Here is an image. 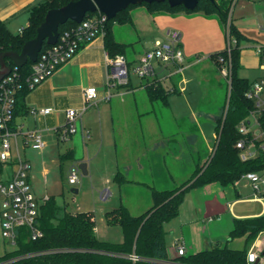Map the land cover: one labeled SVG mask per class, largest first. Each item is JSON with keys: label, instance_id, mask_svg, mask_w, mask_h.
I'll list each match as a JSON object with an SVG mask.
<instances>
[{"label": "crops", "instance_id": "1", "mask_svg": "<svg viewBox=\"0 0 264 264\" xmlns=\"http://www.w3.org/2000/svg\"><path fill=\"white\" fill-rule=\"evenodd\" d=\"M41 1L0 0V20L11 31L19 32L21 28L29 24L30 9ZM251 1L246 0L240 4L236 14H234L237 9V6L234 8L235 3L231 10L233 22L247 36V40L242 42L244 46L240 51V68L250 70L248 75H252V78L245 75L240 76L247 78L249 82L264 77V67L261 66L260 56L256 51L257 46L264 45L255 40L254 34H252L256 27V21H259V16L255 9L250 7L252 6ZM247 9H252L251 13H253L248 17H246ZM128 13L132 22L118 24L132 26L134 34L131 38L119 37L112 26L115 39L127 44L124 54L121 55L129 61L128 47H131L135 54L132 59L139 63L145 51L151 49L157 40L168 39V32L175 30L181 35L180 47L184 51V59L181 63L183 69L179 71L176 64H162L154 60V75L141 77L136 72L137 79L130 76V82L127 85H109L106 81V66L108 57L111 55L105 46V36H98L82 45L73 58L62 64L38 86L30 90L23 98L25 108L15 116V120L24 129L41 130L46 141L42 150L31 148L29 151L34 152L32 155L24 153L31 163L30 182L37 200L41 197L45 200L54 195L48 192L52 171L45 166L44 156L53 152L50 137L56 136L57 143L64 142L59 139L57 129L64 125L66 111L69 108L83 112L76 123V132L67 141L69 143L67 150L60 155L61 160H71V165L86 162L89 173L93 158L92 150L96 152V156H102L105 153L110 156L112 152L113 159L108 163L110 170L108 174H114L115 178L118 172H122L130 180L120 185L115 179L120 194L137 192L148 193V195L151 193L152 195L155 189L174 187L179 175L175 176L172 173L170 168L173 166L168 164V160L170 154L178 160L182 156V142L174 136L177 133L184 134L185 142L192 145V149L198 153L199 159H204L203 162L208 156L202 154L201 151L203 149L211 151L214 147L215 143L208 146L203 137L200 123L204 119L216 121L221 111L203 109L201 105L195 107L193 102L197 99L201 101L202 96L195 92L198 87L204 85L203 82L206 85L210 83L215 87V82L212 83L214 76L210 77L209 75H213L215 69L220 70V68L212 55L229 45V35L220 18L216 14L207 15L199 11L192 13L151 11L145 5L133 6ZM251 21L252 23H250ZM260 35L264 36V32ZM141 44L144 50H137ZM185 72L188 75L184 76ZM201 77H205V79ZM154 82L162 86L165 98L151 96L149 87ZM89 86L97 87L98 97L94 103L84 109V92ZM182 87L184 90H181ZM186 91H189L188 94L185 93ZM176 93L185 94L176 95ZM183 102L184 107H188L186 111L182 109ZM45 107H52L53 111L48 114L33 112V110ZM170 127H177L178 130L174 131ZM92 132H96L95 144L91 136ZM87 138L91 139L90 142H87ZM200 161L203 163L202 160ZM191 174V172H185L184 175L189 176H185L186 178L182 182L188 179ZM42 177L46 184L44 189L34 184ZM106 179L108 181V178ZM239 180L233 185L236 186ZM74 191L78 190L74 189ZM102 191H108L109 196L111 195V190L108 188ZM194 191L211 194V197L207 196L208 200L204 199L200 207L198 206L199 213L194 218L195 221H202L203 224L198 222L191 226L195 229L198 225V231L202 237L206 238L202 239L199 235L195 237L192 234L184 235L183 233L170 238V257L177 255V248L175 249L176 246H174L177 240L181 242L184 240L183 243L189 249V253L209 248L216 243L223 245L226 237L223 234H207L208 225L206 224H215V220L222 222L223 216L228 212L233 215L235 204L242 200L239 191H237L234 200H230L228 189L218 181L193 187L186 193ZM257 200H261L260 197H257ZM263 213L264 209L236 217H251ZM184 228L182 227V231L185 230Z\"/></svg>", "mask_w": 264, "mask_h": 264}, {"label": "trees", "instance_id": "2", "mask_svg": "<svg viewBox=\"0 0 264 264\" xmlns=\"http://www.w3.org/2000/svg\"><path fill=\"white\" fill-rule=\"evenodd\" d=\"M70 1L72 0H42L34 5L30 9L29 24L21 32L11 31L0 20V52L8 49L20 51L27 40L36 36L37 28L44 21L47 11ZM233 2L234 0H200L194 9H187L183 5L171 6L167 1L140 4L151 11H199L207 15L216 14L229 35L228 47L212 55L219 68L223 65L219 57L222 56L227 61L229 72L226 78L229 89L227 102L216 118V137L211 155L203 163L198 161L191 176L179 185L155 189L152 193L153 205L142 213L132 214L123 203L106 211L107 222L118 224L122 228L123 238L119 242L98 237L92 212H69L59 204L55 195L47 197L40 204L37 217L43 236L33 240L28 229L20 227L15 248L0 256V264H249L247 253L251 246L248 244L252 245L261 232H264V213L233 218L229 240L244 237L245 246L242 248L215 244L210 248L170 257L166 230V224L179 215L180 204L189 189L215 181L228 186L236 183L248 171L264 170L263 152L254 158L243 160L241 150L236 145L241 137L239 125L248 116L254 102L245 94L251 82L239 74L240 51L247 36L233 22ZM133 6L136 5H130L115 18L108 20L105 46L111 56L125 52L127 44L115 39L112 26L114 23L132 22L128 11ZM76 25L77 22L69 20L60 25L59 32ZM49 45L45 42L43 50ZM8 62L14 64L10 60ZM31 63L29 61L21 70L28 72ZM149 88L153 98H162L161 85L154 82ZM29 91L23 89L18 93L15 116L25 108L23 98ZM115 179L120 185L130 181L122 172H118ZM132 255H136L137 259H132Z\"/></svg>", "mask_w": 264, "mask_h": 264}, {"label": "built area", "instance_id": "3", "mask_svg": "<svg viewBox=\"0 0 264 264\" xmlns=\"http://www.w3.org/2000/svg\"><path fill=\"white\" fill-rule=\"evenodd\" d=\"M88 13L76 26L59 33L55 43L44 50L42 48L37 60L31 61L28 72L21 70L23 66L11 64V71L0 80V220L2 235L13 245H16L20 227H26L33 240L43 236V231L37 223L40 203L32 191L30 182L31 163L22 149L31 147L42 150L46 145L41 130L24 129L16 122L17 95L23 89L32 90L38 86L62 64L73 58L82 45L98 36L106 35L108 16L101 11ZM22 30L23 28L19 32ZM168 34V39L157 40L151 49L144 52L135 69L139 76L155 74L154 60L162 64H176L179 71L183 69L181 63L184 51L180 47L181 35L175 30L169 31ZM228 50L230 51V48ZM256 51L260 56L261 66L264 67V46H257ZM219 60L223 63L220 70L226 76L229 72L227 61L222 56ZM106 68L107 84L113 86L129 84V62L123 55L109 56ZM181 90H184V87ZM245 94L254 102V106L239 125L241 137L236 145L241 150L243 160L264 153V77L251 82ZM97 97V87H87L84 92V109L94 103ZM51 111L52 107L33 110L44 114ZM82 112L75 108L66 111L65 123L57 129L60 140L68 141L76 132V123ZM80 171L79 164L74 163L70 166L67 173L69 183L75 184L79 181ZM243 176L258 195L264 192V170L248 171ZM101 196L104 199L108 198V191H102ZM175 246L179 255L185 254L186 247L183 242L177 240ZM132 259L136 260L137 256L132 255ZM247 260L249 264H264V232H261L248 250Z\"/></svg>", "mask_w": 264, "mask_h": 264}, {"label": "rangeland", "instance_id": "4", "mask_svg": "<svg viewBox=\"0 0 264 264\" xmlns=\"http://www.w3.org/2000/svg\"><path fill=\"white\" fill-rule=\"evenodd\" d=\"M244 1L246 0H234L233 2V6L235 3L234 8L237 6V9L235 10L234 14H236V12L238 13L240 4H242ZM251 3L252 6L250 7H252V9L254 8L255 12L258 13L259 16V21H256L255 23L256 27L254 31H252V34H254L253 36L255 40L261 42V44L264 45V36L260 35V33L264 32V0H252ZM252 9H247L246 17L253 14L251 13ZM250 23H252V21ZM113 29L115 30L117 35L122 38H127V37L131 38L132 35L134 34L132 26L129 24L120 25L116 23L113 24ZM242 46L244 45L242 44ZM138 49L140 51L144 50L143 45L142 44L139 45L137 47V50ZM128 56L130 58V60L128 61L130 76L133 79H137L138 75L135 69L138 66V61L132 59L135 57V54L132 51L131 47H128ZM249 71L250 70L246 68H240L239 74L252 78L251 77L252 75H248L250 73ZM183 74L184 76L188 75L187 72ZM209 76L210 77L214 76V81L212 80V83L215 82L214 83L215 87H213V85H211L210 83L208 84L209 85L208 86L206 85L205 82H203L204 85L198 87L197 91L195 92L199 96H202V99L201 101H198V99L195 100L193 102V106L196 107L201 105V108L203 109L220 112L224 107L225 103L227 102L229 82L226 76L217 68L215 69L213 75L210 74ZM201 78L205 79V77H201ZM218 82H220L219 85H217ZM188 92L189 91H186L185 93L188 94ZM185 93H179V94L176 93V95H183ZM184 106L185 104L183 102L182 109L185 111L188 110V107L187 106L184 107ZM200 124H201L203 137L206 140L208 146L210 144L213 145L215 143L216 121H214L213 119H204ZM170 129H173L174 131L178 130L177 127H170ZM91 136L94 139L93 142L95 144L96 132H92ZM174 136L182 142V147H183V152L180 160L172 157L171 154L168 160V164L170 166L171 165L173 166L172 168H170L173 171L172 173L175 176L179 175V178L177 179V182L174 185L176 186L180 184L179 182H182V180L186 178L185 176L187 177L189 176V175H184L185 172L193 173L196 167V163L198 161L201 162L200 160H202L203 162L204 159L201 158L199 159L198 157L199 155L192 149V145L185 142L184 134L177 133ZM50 140L53 145V152L50 155L44 156L46 160L45 166L52 171L48 192L56 195L59 204L64 206V208L69 212L91 211L94 215L96 228H97L96 232L99 238L113 242L121 241L123 238L122 228L118 224H110L107 222L105 215L106 211L114 207H118L121 203H123L129 206L132 214L134 215L140 214L143 211H145L147 208H149L151 205H153V197L151 193H149V195L148 193H137V192H133L130 194L127 193L120 194L118 190V185L114 178V174L113 175H111V173L108 174V172L110 171L108 168L109 166L108 163L110 160L113 159V153L111 152L110 156L108 155V153L107 154L105 153L102 156H96V152H93L92 148L91 150L93 155L91 156L93 158L91 162V171L88 174H83V172L80 171L79 181L75 184L69 183L67 179V172L72 162L71 160H61L60 158L61 157L60 155L67 150L69 143H67V141L57 143L56 136L50 137ZM90 140L91 139L87 138V142H90ZM26 148L22 149L23 154L25 152H26L25 154L28 153L30 155L34 153L33 151L32 152L29 151L31 147H26ZM201 152L202 154H207L208 157L211 155V151L209 150L205 151L203 149ZM77 164H79V162ZM180 175H181V179H180ZM106 178H108V181ZM39 180L40 181L38 180L35 181L34 184H37L39 185V187L41 186L44 189L46 185L44 182V177H42L41 179L39 178ZM224 187L228 189L227 193H228V198H230V200H234L237 191L241 193L242 200L238 201L235 204L234 210L232 211L233 215H231L228 212V214H225L223 216V220H221L222 222L215 220V224L212 223L206 224L208 225L206 233L207 234L212 233V235L223 234V236L226 237V241H224L223 246H226V244H228V246L232 248H242L245 246L244 237H238L233 240H229L228 233L231 226H233L232 223L233 217L262 211L264 209V192H261L258 195L254 191L250 182L246 178H244L243 175L242 178H240L239 183L236 184V186L230 184ZM105 188L111 190V195L108 198L104 199L101 196L100 192ZM73 189H77L78 191L75 192ZM207 196L211 197V194H206V193L202 194V193H198L197 191L185 194L184 199L180 204L179 215L175 219H173L172 221L166 224V230L168 232L167 242L169 247L171 246L170 238L172 237L174 238L175 236L178 235L180 236L182 233L184 235L192 234L195 237L198 235L202 237L201 233L198 231L199 230L198 225L195 227V229L193 227L191 228V226L193 224L195 225L198 222L203 224L202 221H195L194 218H196L197 213H199L198 206L200 207L204 199L208 200L209 197ZM257 197H260L261 200H257ZM43 201H44L43 197L38 199V202L40 204L43 203ZM182 227H185L184 228L185 230L182 231ZM205 238H206L205 236L202 237V239ZM248 246H252V245L248 244ZM14 248L15 245L10 243L2 235L1 220H0V255L4 254L5 251L7 250L8 251L13 250ZM187 253H189L188 248L185 254Z\"/></svg>", "mask_w": 264, "mask_h": 264}, {"label": "water", "instance_id": "5", "mask_svg": "<svg viewBox=\"0 0 264 264\" xmlns=\"http://www.w3.org/2000/svg\"><path fill=\"white\" fill-rule=\"evenodd\" d=\"M164 1H167L171 6L183 5L187 9H194L200 0H72L60 7L51 8L47 11L44 21L38 26L36 36L27 40L20 51L8 49L0 52V80L11 71V64L8 60L17 66H24L29 61H36L44 43H55L60 33V25L69 20L79 23L88 12L96 11H101L109 19H113L130 5ZM79 167L83 174H88L86 162H81Z\"/></svg>", "mask_w": 264, "mask_h": 264}]
</instances>
